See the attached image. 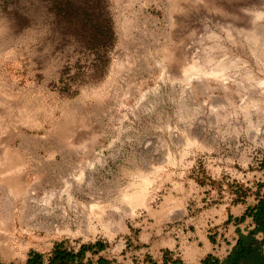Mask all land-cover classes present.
<instances>
[{"label": "rangeland", "instance_id": "374dc122", "mask_svg": "<svg viewBox=\"0 0 264 264\" xmlns=\"http://www.w3.org/2000/svg\"><path fill=\"white\" fill-rule=\"evenodd\" d=\"M260 194L264 0H0V264H205Z\"/></svg>", "mask_w": 264, "mask_h": 264}, {"label": "trees", "instance_id": "16d2710c", "mask_svg": "<svg viewBox=\"0 0 264 264\" xmlns=\"http://www.w3.org/2000/svg\"><path fill=\"white\" fill-rule=\"evenodd\" d=\"M257 201V204L247 208L241 218L244 221L247 217H252L256 227L247 233L239 231L236 244L229 255L222 262L218 261V264H264V237L263 239L257 237L260 232L264 234V194H260ZM99 246L101 247V245ZM85 250L86 247L83 246L75 253L74 251L62 250L60 245H56L50 258V264H81L85 256ZM29 262L42 264L40 257L31 259ZM104 263L105 261L101 259V264ZM175 264L183 263L177 261ZM205 264H210V257L205 260Z\"/></svg>", "mask_w": 264, "mask_h": 264}, {"label": "bare ground", "instance_id": "6f19581e", "mask_svg": "<svg viewBox=\"0 0 264 264\" xmlns=\"http://www.w3.org/2000/svg\"><path fill=\"white\" fill-rule=\"evenodd\" d=\"M125 197L129 200V203L132 206L141 205L143 203V200H144L140 191H135L132 193L126 192ZM80 203H79V205H80ZM67 210H68V208H67ZM67 210L63 209V212L60 215V216H62L60 221L57 219V220H53L50 222L51 227L53 226L54 229L57 231V233H62L60 230V227H61L63 229L64 233L71 234V235L82 234V233L84 235H89V234L95 235L99 232L108 233V231L111 227L108 217L105 216L106 212H105L104 207H101L100 203H98V202L93 203L91 205L92 215L70 214L69 212H67ZM130 210L131 209H129V211ZM45 216H46V219L48 220L49 217L47 216V214H45ZM195 254H196V252H195L194 248L191 250L189 248L187 255H189L191 257H195Z\"/></svg>", "mask_w": 264, "mask_h": 264}, {"label": "crops", "instance_id": "0c3cea01", "mask_svg": "<svg viewBox=\"0 0 264 264\" xmlns=\"http://www.w3.org/2000/svg\"><path fill=\"white\" fill-rule=\"evenodd\" d=\"M257 203H258V201H256L255 204H257ZM243 223L246 224L241 229V231L244 232V233H247L248 231L253 230L256 227V223H255V221H254V219L252 217H247L243 221ZM257 237L259 239H263L264 234L262 232H260L257 235ZM237 239H238V236L235 237L234 242L232 243V246L230 248H228V249H225V254H222V255L219 256V255L214 254L213 251L209 250L208 252L205 253L204 257L208 256L209 254L211 255V256H209L210 257V264H218V261L222 262L229 255V253L232 250L233 246L236 244ZM94 249L95 248H93L92 250H94ZM102 251L103 250H99L97 253L95 251H90V250L86 251L85 252V256H84L81 264H89L90 261H93V258L96 261L92 262V264H101V257L103 255ZM263 252H264V245H263ZM204 257L202 259H204ZM102 258H105V259H108V260H113V264L118 263V261H115L116 257H112V258L102 257ZM169 264H171V263H169ZM185 264H193V262H187V263L185 262Z\"/></svg>", "mask_w": 264, "mask_h": 264}]
</instances>
